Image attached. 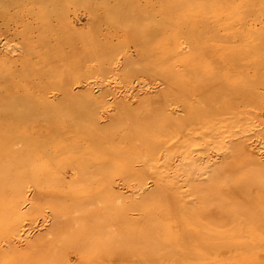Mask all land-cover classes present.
<instances>
[{
  "label": "rangeland",
  "instance_id": "1",
  "mask_svg": "<svg viewBox=\"0 0 264 264\" xmlns=\"http://www.w3.org/2000/svg\"><path fill=\"white\" fill-rule=\"evenodd\" d=\"M262 7L0 0V264H264Z\"/></svg>",
  "mask_w": 264,
  "mask_h": 264
},
{
  "label": "bare ground",
  "instance_id": "2",
  "mask_svg": "<svg viewBox=\"0 0 264 264\" xmlns=\"http://www.w3.org/2000/svg\"><path fill=\"white\" fill-rule=\"evenodd\" d=\"M251 1V0H250ZM263 9H264V7H262ZM263 9H261V10H263ZM256 15H258V14H256ZM253 16V15H252ZM251 17V16H250ZM247 20H249V19H247ZM227 21V20H226ZM249 22V21H248ZM248 24V23H247ZM249 25V24H248ZM246 26V25H245ZM244 26V27H245ZM237 28V27H236ZM226 30V29H225ZM233 30V29H232ZM244 30V29H243ZM255 36V34L254 33H252V32H250V31H248V32H246V33H244V32H242V31H239L238 29H236V30H233V32H231L230 34H228V36H226L225 37V41H223L224 43H222L223 45H224V50H226L227 51V49L228 50H233L235 53L234 54H232V55H230V56H233V57H231V58H233V60H232V66L235 68V69H237V68H239V70H238V72H237V74L236 75H231L230 76V78H227L226 79V81H231V82H233V84L236 86L235 88H233L232 89V92L234 93V97H236L237 99H238V101H236V99H235V107L236 108H238V107H240L239 105H237V104H239V103H241V102H243V101H246V99H245V94L247 95V91H252V89H254V88H256L255 86H254V84L252 83V81H251V83H252V85H250V88H239L238 87V85H239V81H237V80H239V79H241L242 77H245V78H249V79H264V73L262 72L260 75H256V74H247L246 72H244V67H243V65H242V61L244 60V59H247V58H249L250 57V55H247V56H242L241 54H240V48L241 47H243L244 46V44H246V45H249L251 48H252V42H253V40H251L250 41V39H252L253 37ZM254 39V38H253ZM255 42V41H254ZM243 45V46H242ZM222 46V45H221ZM220 47V46H219ZM244 47H248V46H244ZM246 49V48H245ZM225 55H226V53H225ZM228 58V57H227ZM250 59V58H249ZM227 61V60H226ZM225 61V62H226ZM248 61H250V60H248ZM225 62H224V64H225ZM227 65V64H226ZM232 71H234V70H232ZM231 73V72H230ZM234 73V72H233ZM249 73V72H248ZM226 76V75H225ZM233 76L235 77V78H233ZM230 83V82H229ZM223 84H225V83H223ZM226 85V84H225ZM256 85V84H255ZM15 86V85H14ZM14 86H12V87H14ZM105 86V85H104ZM240 86V85H239ZM254 86V87H253ZM99 87V90L101 91L100 93L101 94H104L106 91H105V89L103 90V86H98ZM227 87V86H226ZM15 88V87H14ZM14 88H6V89H8L7 91H5V93L4 94H0V117H5V118H7L8 117V119H11V117H10V114H12V113H15L16 114V112H14L16 109H15V107L12 105V103H11V101H10V99L11 98H14V96H12V91H13V89ZM251 89V90H250ZM257 89V88H256ZM98 90V91H99ZM247 90V91H246ZM108 92V91H107ZM93 93V92H92ZM16 94V93H15ZM109 94V93H108ZM107 94V95H108ZM219 94V93H218ZM90 95H92L91 93H90ZM224 95V94H223ZM226 95V94H225ZM213 97V96H212ZM99 98V97H98ZM228 98V97H227ZM249 97H247V99H248ZM74 99V98H73ZM224 100H225V98H224ZM230 101H231V99H230ZM45 102V101H44ZM47 102V101H46ZM71 103H72V101H71ZM77 103L79 104V101H77ZM229 103V102H228ZM232 103V102H231ZM230 103V104H231ZM237 103V104H236ZM45 104V103H44ZM61 104H65L63 101H61V102H59L58 104L56 103L55 104V106L54 105H49V107L52 109V108H57V107H59V106H61ZM15 106H16V104H15ZM46 106V105H45ZM78 106V105H77ZM128 106V105H127ZM226 106H227V104H226ZM48 107V106H47ZM46 107V108H47ZM225 107V106H224ZM71 108V107H70ZM77 108V107H76ZM13 111H12V110ZM11 112H10V111ZM131 110V109H130ZM43 111H44V109H43ZM52 111V110H51ZM60 111V110H59ZM49 112H50V109H49ZM32 112L30 111V113L29 112H26V114L25 115H23L22 116V118H19L20 119V121L18 122L17 120V122H18V124H20L22 127H24L23 126V123H25V126L26 125H29V126H31L32 128H34L35 129V127H37L38 125L35 123L34 124V120L35 119H32L30 116L32 115L31 114ZM31 114V115H30ZM42 114V113H41ZM45 114V113H44ZM86 114H88V113H86ZM91 115V114H90ZM93 116V115H92ZM119 116V115H118ZM93 118V117H92ZM91 118V119H92ZM115 118H117V117H115ZM161 118V120H164V122L165 121H167V123H168V121H170L169 120V118L167 117V118H162V117H160ZM18 119V118H17ZM58 119V118H57ZM110 119V118H109ZM112 119V118H111ZM66 120V119H65ZM109 121V120H108ZM160 121V120H159ZM110 122V121H109ZM99 125V124H98ZM101 125V124H100ZM68 126V125H67ZM103 126V125H102ZM14 128V127H13ZM47 128V127H46ZM103 128V127H102ZM109 128V127H108ZM141 128V127H140ZM97 129V128H96ZM18 131V130H17ZM85 131H87L88 133H89V129H87L86 128V130ZM12 132V131H11ZM4 137H2V139H3ZM64 138V137H63ZM70 138V137H69ZM98 139V138H97ZM77 140V139H76ZM82 141V140H81ZM42 142V141H41ZM65 142H67V141H65ZM7 143L8 144H6V147L5 148H3L2 149V152L5 150V153H8L10 156H12V154H14V151H13V144H11V142H10V140H8L7 141ZM66 144V143H65ZM161 144V143H160ZM62 145H64V144H62ZM117 145H120V144H117ZM117 145H115V146H117ZM157 145V144H156ZM135 147V146H134ZM151 148V147H150ZM119 150V149H118ZM90 151V150H89ZM145 152V151H144ZM165 152V151H164ZM4 153V152H3ZM39 153V152H38ZM121 153V152H120ZM148 152H146V154H147ZM167 153V152H166ZM123 154H125V152H123ZM149 154V153H148ZM147 154V155H148ZM74 155V154H73ZM147 155H145V156H147ZM33 156V155H32ZM156 156V155H155ZM1 157V156H0ZM90 157V156H89ZM104 157V156H103ZM106 157V156H105ZM148 157H150V156H148ZM152 157V156H151ZM118 158V157H117ZM147 158V157H146ZM157 158H158V156H157ZM160 158V157H159ZM14 159V158H13ZM69 159V158H68ZM86 159V158H85ZM126 159V158H125ZM151 159V158H150ZM117 160V159H116ZM124 161V160H123ZM151 163V162H150ZM104 164V163H103ZM86 166V165H85ZM88 167V166H87ZM86 167V168H87ZM155 167V166H154ZM158 168V167H157ZM88 170H90V169H88ZM170 172V171H169ZM166 179V178H165ZM178 186V185H177ZM176 188V187H175ZM162 189V188H161ZM176 190V189H175ZM253 197V196H252ZM179 198V197H178ZM144 199V198H143ZM178 200V199H177ZM136 201V200H135ZM178 202V201H177ZM180 203V202H179ZM183 203V202H182ZM182 203H180L181 204V208H182V210H186V211H188L189 209H188V207H187V204L185 203V201H184V203L182 204ZM188 203H190V202H188ZM192 203V202H191ZM233 204H234V202H233ZM162 206V205H161ZM179 206V205H178ZM192 207L193 206H191V211H192ZM180 208V209H181ZM183 208H185V209H183ZM190 208V207H189ZM236 209V208H235ZM181 211V210H180ZM194 211V210H193ZM135 212V211H134ZM165 212V211H164ZM182 212V211H181ZM187 214V213H186ZM193 214H195V213H193ZM191 215V214H190ZM198 215V214H197ZM196 215V216H197ZM192 217V216H191ZM197 218V217H196ZM192 220H194L193 219V217L191 218ZM198 219V218H197ZM196 220V219H195ZM194 220V221H195ZM201 221V220H200ZM195 222H197V221H195ZM133 223V222H132ZM201 223L202 222H200V225H201ZM128 225V224H127ZM204 226V225H203ZM207 226V225H206ZM179 227V226H178ZM169 228V227H168ZM167 228V229H168ZM180 228V227H179ZM166 229V228H165ZM177 229V228H176ZM137 230V229H136ZM256 230V229H255ZM142 231V230H141ZM161 231V230H160ZM173 231H174V229H173ZM180 231V230H179ZM153 232H154V230H153ZM156 232V231H155ZM172 232V231H171ZM174 232H176V231H174ZM139 233V232H138ZM168 234H169V232H168ZM180 234V233H179ZM173 235V234H172ZM175 235V234H174ZM168 235H167V233L165 234V237H167ZM171 236V235H170ZM169 236V237H170ZM175 236H177V235H175ZM174 237V236H173ZM158 238H160V237H158ZM168 238V237H167ZM164 239V238H163ZM165 240V239H164ZM167 240V239H166ZM168 241V240H167ZM177 241V240H176ZM181 241V240H180ZM164 242V241H163ZM183 243V242H182ZM179 245V244H178ZM177 245V246H178ZM169 246H172V245H169ZM131 248V247H130ZM169 248V247H168ZM171 248V247H170ZM226 248V247H225ZM130 251V250H129ZM161 251V250H160ZM182 252H184V251H182ZM159 253V252H158ZM185 253V252H184ZM133 254V253H132ZM183 254V253H182ZM175 255V254H174ZM179 255V254H178ZM181 255V254H180ZM130 256V254L126 251V258H128ZM133 256V255H132ZM160 257V256H159ZM262 257H264V254H263V256H259V254L258 255H256V258L257 259H261V260H264V258H262ZM254 258H255V256H254ZM176 259V258H175ZM137 260V259H136ZM127 261V260H126ZM200 261V260H199ZM127 264V263H126Z\"/></svg>",
  "mask_w": 264,
  "mask_h": 264
}]
</instances>
